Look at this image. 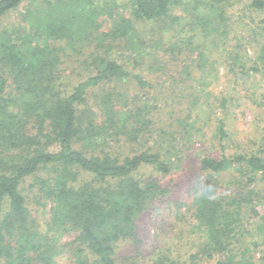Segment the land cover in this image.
<instances>
[{
  "label": "trees",
  "instance_id": "1",
  "mask_svg": "<svg viewBox=\"0 0 264 264\" xmlns=\"http://www.w3.org/2000/svg\"><path fill=\"white\" fill-rule=\"evenodd\" d=\"M28 1L33 0H0V19ZM180 1L131 0L130 17L106 16L104 31L102 8L95 1L45 0L43 7L26 10L32 29L20 30L13 23L0 31V260L5 264H57L60 251L54 238L63 232L74 234L76 264H119L117 248L135 239L145 211H156L167 199L175 205L169 210L175 225L185 215L176 201L166 198L170 191L161 182L172 168L182 167L178 156L171 158L172 147L178 145L176 132L165 137L162 131L154 146L137 148L149 112L147 104L129 92L130 82L152 87L140 73L117 58L93 54L85 62L91 72L69 92L60 95L53 89V73L65 45L86 46L100 30L103 39L132 43V21H164ZM224 2L232 5L231 0H209L208 5L222 9ZM249 9L263 13V38L264 0H251ZM258 29H251L252 42L259 46L258 62L250 68L237 66L254 77L264 73V39H258ZM232 55L239 57L235 51ZM225 136L221 122L218 138ZM198 164L202 173L215 175L241 166L245 182L230 191L218 182L201 180L191 186L189 257L211 259L213 264H264V246L256 261L243 246L242 223L248 204L264 205V195L253 197L254 192L243 187L264 186V159L252 153H222L217 158L204 155ZM43 170L47 173L42 178L38 173ZM29 176L38 179L43 194L38 201H49L46 226L54 236L40 232L20 190ZM260 223L255 225L259 235L264 232ZM165 251H159L153 264H183L180 256Z\"/></svg>",
  "mask_w": 264,
  "mask_h": 264
},
{
  "label": "rangeland",
  "instance_id": "2",
  "mask_svg": "<svg viewBox=\"0 0 264 264\" xmlns=\"http://www.w3.org/2000/svg\"><path fill=\"white\" fill-rule=\"evenodd\" d=\"M44 1L22 3L4 15L0 19V31L13 23L20 30L32 29V19L28 23L26 10L43 7ZM93 1L102 8L100 20L105 23L104 31L107 30L106 16L122 13L125 18L130 17L131 0ZM250 1L231 0V6L224 2L220 9L218 4L209 7V0H181L170 9L164 21H132V43L135 44L124 39H103L100 30L88 45L81 42L75 47L67 44L61 53L53 73V89L60 95L69 92L76 82L91 72V68L85 67V62L93 54L117 58L152 85L138 88L130 82L129 92L139 97L136 101L145 102L149 112L146 114L148 127L141 134L138 147H135L154 146L157 135L162 131L166 132L165 137L176 132L174 136L178 145L172 147L171 158L178 156L182 167L172 168L161 182L170 191L166 198L176 201L177 209L185 215L175 225L174 214L169 211L170 206L175 205L167 199L158 205L156 211H145L139 219L135 239L123 242L117 248L119 264H153L154 257L161 250H166L165 253L171 256L173 253L180 256L183 264L214 263L211 259L197 257L192 260L189 257L192 254L191 222L187 218L191 199L189 191L201 180L207 184L218 182L229 191L239 189L241 182H245V178L242 180L245 168H242L243 172L241 166H234L220 175L205 174L199 169V160L204 155L217 158L222 153L227 156L252 153L264 159V73H257L254 77L250 73L243 74L237 67L243 64L250 68L258 62L259 46L252 42L251 29L259 27L258 39H264L260 23L263 13L251 11ZM103 43L105 48L98 46ZM232 51L238 52L237 59ZM221 122L226 132L223 140L218 138ZM165 148L164 145L163 150ZM46 173L43 170L38 174L43 178ZM234 178L236 182L232 181ZM243 187L245 191L252 190L253 197L264 195L262 184L245 183ZM20 190L40 232L53 235V230L46 226L49 201H38L43 196L38 179L27 177ZM254 205L256 209L252 211L250 208ZM263 208L264 205L248 204L242 213L243 246L254 255V261L264 246V232L259 235L255 226L262 221L260 224L264 225ZM2 215L0 213V218ZM54 239L60 251L57 264H76V244H72L74 234L63 232L56 234ZM0 264H5V261L1 259Z\"/></svg>",
  "mask_w": 264,
  "mask_h": 264
}]
</instances>
